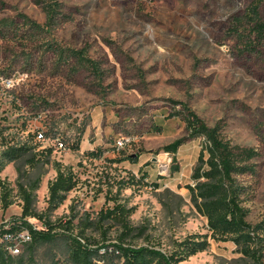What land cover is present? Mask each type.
I'll return each mask as SVG.
<instances>
[{"label": "rangeland", "instance_id": "1", "mask_svg": "<svg viewBox=\"0 0 264 264\" xmlns=\"http://www.w3.org/2000/svg\"><path fill=\"white\" fill-rule=\"evenodd\" d=\"M1 1L0 227L71 220L39 246V264H75L71 232L94 248L149 246L174 264H252L254 254L264 264V40L251 45L250 32L264 0ZM188 108L260 150L258 173L238 177L250 227L214 234L195 207L203 136L175 161L163 150L188 134ZM60 174L73 186L53 196ZM27 193L34 215L24 216ZM115 204L130 230L100 214ZM111 257L101 264H123Z\"/></svg>", "mask_w": 264, "mask_h": 264}, {"label": "trees", "instance_id": "2", "mask_svg": "<svg viewBox=\"0 0 264 264\" xmlns=\"http://www.w3.org/2000/svg\"><path fill=\"white\" fill-rule=\"evenodd\" d=\"M0 3L4 4L2 1ZM253 11L256 16L252 19L250 27L251 34L254 33L251 45L264 40V21L260 18L257 7ZM183 119L186 122L188 134L163 146V150L172 153L175 161L177 150L188 139L199 136L205 138L207 156L203 151L200 152L198 164L192 174L196 184L188 185L195 207L207 217L208 226L214 234L226 235L250 227L246 218L247 209L241 204V194L246 191L247 186L238 177L258 173L255 159L260 156V150L254 146L233 143L222 135L219 124L208 125L190 108H188ZM72 186L71 178L60 174L51 187V193L54 196L59 189L65 190ZM25 199L27 205L23 215H34L28 207L32 200L30 193H27ZM100 214L117 220L127 230L131 229L125 216V208L121 204H115L106 210L102 209ZM23 223L15 222L11 227L29 228L32 239L24 244L22 251L18 254L9 253L0 244V264H39L35 259L39 246L58 235L67 233L65 231H69L71 228V220L67 222H51L49 220L45 223V227L40 228H34L33 224L27 220H24ZM256 236L259 237V234ZM68 238L70 239L68 246L70 261L75 264H101L106 255L112 256V260L114 259L113 256L123 259V264H152L156 257L160 264H174L171 256L149 246H133L120 241L112 244L104 242L94 248L91 246L94 243L89 242L82 233L75 235L71 232ZM243 251L246 254L250 252L247 248ZM259 255L254 254L255 261L252 264H263Z\"/></svg>", "mask_w": 264, "mask_h": 264}, {"label": "built area", "instance_id": "3", "mask_svg": "<svg viewBox=\"0 0 264 264\" xmlns=\"http://www.w3.org/2000/svg\"><path fill=\"white\" fill-rule=\"evenodd\" d=\"M49 128L37 129V138L44 139L47 137ZM57 145L64 146V141L60 135L56 136ZM124 141L118 139L116 145L122 147ZM12 225V224H11ZM11 225L0 227V244L11 254H18L22 251L24 244L32 239V234L29 228H12ZM34 228H38L33 225Z\"/></svg>", "mask_w": 264, "mask_h": 264}]
</instances>
